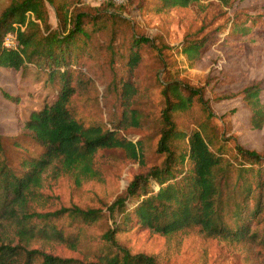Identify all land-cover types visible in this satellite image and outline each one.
Instances as JSON below:
<instances>
[{"label":"rangeland","instance_id":"374dc122","mask_svg":"<svg viewBox=\"0 0 264 264\" xmlns=\"http://www.w3.org/2000/svg\"><path fill=\"white\" fill-rule=\"evenodd\" d=\"M8 3L9 0H0V13ZM156 3L157 0H126L115 5L105 0H54L53 6L43 3V20L27 14L25 23L19 26L22 32L31 31L39 36L61 32L56 6H63L68 14L84 12L108 20L105 27L90 29L88 55L75 67L74 77L83 84L75 85L69 107L84 126L101 125L106 129L121 113L134 112L138 126L129 123L121 136L134 143L141 141L145 147L143 166L122 150L99 152L94 166L98 176L79 187L72 176L56 181L47 179L40 191L42 197L35 205L38 212L75 206L101 210L104 216L91 226L68 229L70 233L80 232L75 250L43 243H34L32 248L85 263L94 261L99 250L107 248L104 235L111 225L106 207L134 177L159 166L163 160L155 152V146L162 109L160 92L168 80L184 82L203 94L202 103L194 98L186 108L172 113L178 134L171 138L169 146L178 171L186 174L192 173V167L180 162L187 151V140L181 136L191 131H199L225 159L228 166L219 168L214 176L215 204L224 208L220 218L224 219L228 209L233 208L237 171L246 165L235 148L264 155V124L260 130H249L250 114L239 97L235 98L246 87L259 84L264 105V0H233L227 7L216 0H201L187 8L163 12L155 11ZM28 21L34 27L27 26ZM245 25L258 39L257 44L250 46L235 35V28ZM134 37L153 41L159 52L144 49L140 63L130 69L126 65V48ZM190 38L208 40L200 57L193 61L180 48ZM127 84L132 88L129 97H126ZM50 100L41 79L37 81L29 73L21 75L0 69V135L16 136L17 121ZM254 230L260 234V243L240 245L206 239L197 229L170 237L146 231L123 233L115 242L131 254L154 256L159 264H264V214ZM110 247L115 250V246Z\"/></svg>","mask_w":264,"mask_h":264},{"label":"trees","instance_id":"16d2710c","mask_svg":"<svg viewBox=\"0 0 264 264\" xmlns=\"http://www.w3.org/2000/svg\"><path fill=\"white\" fill-rule=\"evenodd\" d=\"M199 1L157 0L155 11L187 8ZM216 1L227 7L233 0ZM44 2L54 5V0H9L0 13V69L34 75L37 81H43V87L51 96L40 109L17 121L16 136L0 135V264H159L154 256L131 254L115 242L118 235L140 231L170 237L197 229L206 239L240 245L260 243V234L254 228L264 214V155L235 148L246 165L237 171L233 208L228 209L224 219L220 218L224 208L215 204L214 176L219 168L228 166L225 159L199 131H191L181 136L187 140V151L180 162L192 167V173L186 174L178 171L169 146L171 138L178 134L172 113L186 108L194 98L202 103L203 94L184 82L168 80L160 92L162 109L155 146V152L163 160L159 166L134 177L106 207L111 225L104 235L107 248L99 250L94 261L86 263L32 248L34 243H43L75 250L80 232L70 233L68 229L91 226L104 216L101 210L75 206L38 212L35 205L42 197L40 191L47 179L56 181L72 176L79 187L82 182L98 176L94 166L99 152L122 150L129 159L143 166L145 151L141 141L134 143L121 136L129 123L138 126L134 112L121 113L106 129L101 125L84 126L69 107L76 92L75 85L83 84L74 77L75 67L88 55L90 29L105 27L108 20L84 12L68 14L63 6H56L62 33L39 36L31 31L22 32L19 26L25 23L27 14L43 20ZM27 26L31 28L34 24L28 21ZM234 33L250 46L258 43L249 26L235 28ZM7 36L14 37L12 49L3 44ZM207 44L206 39H185L181 53L189 60H196ZM144 49L159 52L147 38L131 39L126 48L127 67L134 69L140 63ZM126 90L129 97L132 88L128 84ZM262 90L259 84H254L235 97H239L250 114L249 130H260L264 124ZM110 245L115 246V250H111Z\"/></svg>","mask_w":264,"mask_h":264},{"label":"built area","instance_id":"2783aa9c","mask_svg":"<svg viewBox=\"0 0 264 264\" xmlns=\"http://www.w3.org/2000/svg\"><path fill=\"white\" fill-rule=\"evenodd\" d=\"M107 2H110L111 4H115V5H122L125 3L126 0H105ZM4 46L7 49H12L15 47V41H14V37L12 36H7L4 41H3Z\"/></svg>","mask_w":264,"mask_h":264}]
</instances>
